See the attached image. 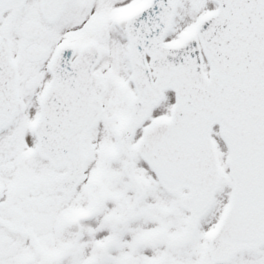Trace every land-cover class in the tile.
I'll use <instances>...</instances> for the list:
<instances>
[{
	"label": "snow or ice",
	"instance_id": "6c2138e0",
	"mask_svg": "<svg viewBox=\"0 0 264 264\" xmlns=\"http://www.w3.org/2000/svg\"><path fill=\"white\" fill-rule=\"evenodd\" d=\"M0 264H264V0H0Z\"/></svg>",
	"mask_w": 264,
	"mask_h": 264
}]
</instances>
